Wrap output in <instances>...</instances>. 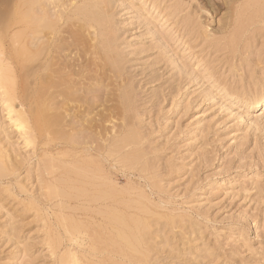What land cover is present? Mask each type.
<instances>
[{
  "label": "rangeland",
  "instance_id": "obj_1",
  "mask_svg": "<svg viewBox=\"0 0 264 264\" xmlns=\"http://www.w3.org/2000/svg\"><path fill=\"white\" fill-rule=\"evenodd\" d=\"M195 4L185 2L162 27L164 14L140 12L137 0H116L146 156L132 170L110 158L106 171L119 187L114 199L150 200L167 214L150 242L152 263L264 264V108L237 99L264 93V23H250L233 48L211 19L208 38L204 29L186 26ZM2 111L0 105V129L7 121ZM8 138L6 148L21 166L0 181V264H52L45 224L28 209L36 201L45 210L55 200L45 190L51 177L40 151L25 148L17 134Z\"/></svg>",
  "mask_w": 264,
  "mask_h": 264
},
{
  "label": "bare ground",
  "instance_id": "obj_2",
  "mask_svg": "<svg viewBox=\"0 0 264 264\" xmlns=\"http://www.w3.org/2000/svg\"><path fill=\"white\" fill-rule=\"evenodd\" d=\"M137 1L140 12L168 18L162 27L185 2L195 1V16L184 19L186 26L204 29L208 38L211 19L230 47L248 27L264 23V5L249 13L264 0ZM115 5L116 0H0V105L7 120L0 129V136L5 133L0 181L15 176L21 166L6 148L8 134L43 155L51 177L45 190L55 200H48L45 210L36 201L28 209L45 224L52 264H154L151 246L156 251V244L150 242L168 217L150 200L114 199L119 187L106 171L110 158L132 170L146 156ZM239 97L253 109L264 108L262 92ZM168 221L172 227L178 223Z\"/></svg>",
  "mask_w": 264,
  "mask_h": 264
}]
</instances>
